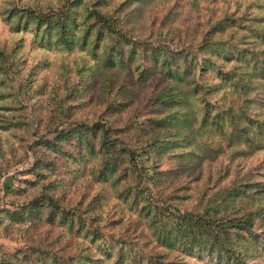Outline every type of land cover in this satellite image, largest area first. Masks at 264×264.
<instances>
[{
  "label": "trees",
  "instance_id": "16d2710c",
  "mask_svg": "<svg viewBox=\"0 0 264 264\" xmlns=\"http://www.w3.org/2000/svg\"><path fill=\"white\" fill-rule=\"evenodd\" d=\"M89 1L57 0L50 6L10 3L3 6L0 13L13 30L31 32L35 44L52 45L65 51L78 48L87 53L99 49L104 53L107 67L126 70L133 65L138 75L144 77L148 74L145 67L149 65L168 83L151 92L153 112L141 124L113 126L102 117L91 123L80 121L78 126L67 130L48 128L50 132H58L51 139L38 138L39 146L63 152V142L74 143L79 148L73 156L78 155L83 161L93 157L100 159L97 180L116 184L122 178L119 173L124 167V172L130 171L127 177L135 178L139 173L142 179L145 175L143 179H147L149 190L148 182L152 186L167 180L166 173L155 169L148 173L155 165L153 150L163 141L160 133L174 136L167 138L172 139V146L182 149L181 153L185 151V155L193 154L195 149H223L224 146L239 155L264 149V0H247L237 10L207 20L201 31L192 29L187 33L185 37L189 39L141 43L123 31V18L128 7L150 0H120L112 7H108V0ZM21 47L22 42L14 40L0 45V86H7L19 75ZM144 59L147 63H139ZM41 67L40 62L35 63L27 75L32 76L33 69ZM20 84L22 78L18 81ZM0 96L17 100L10 91ZM120 104L111 102L116 109L122 108ZM15 121L11 114L0 110V129H12ZM126 128L135 134L152 131L151 136L138 142L146 156L124 140ZM148 160L151 162L143 174L140 167ZM50 165L37 158L31 171L34 178L28 179L26 187L39 183L44 178L42 168ZM50 186L53 187L52 180L40 182L35 186L37 193L18 207L0 208V224L6 221L32 226L47 222L68 229L76 226L77 231L91 236L93 244L80 245L79 252L68 254L53 247L54 244L42 247L33 243L10 252L0 247V264L175 262L164 260V253L131 255L121 240H110L96 226L87 225L85 220H98L101 211L93 213V208L87 204L84 208L77 207L76 213H64L59 201L49 193ZM120 194L153 229L166 251L207 264H260L253 260L259 253L264 255V183L260 180H244L243 177L233 181L214 192L195 210L180 209L166 197L153 201L146 197L143 187L136 185ZM86 225L92 230L90 233ZM176 262L185 261L182 257Z\"/></svg>",
  "mask_w": 264,
  "mask_h": 264
},
{
  "label": "rangeland",
  "instance_id": "374dc122",
  "mask_svg": "<svg viewBox=\"0 0 264 264\" xmlns=\"http://www.w3.org/2000/svg\"><path fill=\"white\" fill-rule=\"evenodd\" d=\"M56 1L0 0V12L3 6L10 3L50 6ZM118 1L108 0V7ZM246 2L150 0L148 3H134L125 12L123 31L137 43L189 39L185 36L188 37L187 33L192 29L201 31L207 20L232 9L237 10ZM32 35L24 29L13 30L0 13V45L11 44L13 40L22 42L18 57L19 75L7 86H0L2 96L7 91L17 96L14 101L10 96H0V110L17 120L12 129H0V208L18 207L37 193V184L52 180L53 187L50 186L49 193L59 201L64 213H76L77 207L84 208L90 204L93 213L101 211L102 215L98 220H85L87 225L96 226L110 240H121L131 255L164 253V260L175 261L164 262L167 264H179L176 261L182 257L185 261L182 264H207L175 251H166L153 234V229L144 218L138 216L136 209L124 201L120 192L136 185L143 187L146 197H151L153 201L166 197L180 209L195 210L207 202L214 192L243 177L244 180L256 179L264 183V149L239 155L232 154V148L224 146L223 149H195L193 154L185 155V151L181 153L182 149L172 146V139L167 138L174 136L160 133L159 138L163 141L153 150L155 165L148 173L152 169L166 173V181L152 186L148 182L149 190L146 187L147 179H143L145 175L141 176L142 179L139 173L135 174V178L127 177L130 171L127 169L124 172V167L119 173L122 178L116 184L109 180L99 181L96 179L99 158L83 161L82 157L73 156L79 148L74 143L63 142L64 151L54 152L39 146L36 140L41 136L51 139L58 131L78 126L76 124L80 121L91 123L101 120V117L112 122L113 126H129L132 122L141 124L153 112L151 92L168 81L149 65L145 67L148 74L143 77L138 75L133 65L126 70L105 66L104 53L99 49L87 53L78 48L65 51L52 45L44 47L39 42L33 43ZM38 62L42 67L33 69L35 73L28 76L30 67ZM144 62L147 63L146 59L139 61ZM21 78L22 84L18 85ZM113 101L121 102L122 108H113ZM3 104L12 107L5 108ZM54 127L57 132L48 131V128ZM125 132L124 140L146 156L147 153L138 147V142L151 136L152 131L135 134L126 128ZM37 158L51 165L42 168L41 176L44 178L39 183L26 187L28 179L34 178L31 171ZM150 162L146 161L140 167V172L145 174ZM59 215L58 212L57 217ZM87 225L88 232L92 231ZM71 228L47 222L28 226L26 223L7 224L4 221L0 224V247L10 252L33 243L42 247L54 244L56 246L53 247L68 254L79 252L80 245L93 244L91 236L83 235V231H77L76 226ZM52 239L55 241L52 242ZM253 260L264 264V255L259 253Z\"/></svg>",
  "mask_w": 264,
  "mask_h": 264
}]
</instances>
